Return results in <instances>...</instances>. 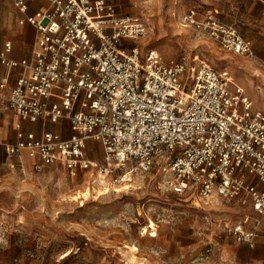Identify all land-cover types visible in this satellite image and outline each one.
Masks as SVG:
<instances>
[{
    "label": "built area",
    "instance_id": "obj_1",
    "mask_svg": "<svg viewBox=\"0 0 264 264\" xmlns=\"http://www.w3.org/2000/svg\"><path fill=\"white\" fill-rule=\"evenodd\" d=\"M27 1L16 0L15 8L20 24L36 30L32 56L10 59L11 42L0 52L8 70L0 108L18 117L17 141L5 146L8 158L25 151L40 160L35 171L54 165L73 177L97 171L115 186L157 170L171 191L188 189L202 201H250L264 216V111L228 72L204 63L190 67L186 60L166 62L154 49L142 54L131 43L146 34L147 24L120 16L109 0H47L48 7L34 15ZM200 14L191 9L182 21L227 52L255 57L235 24L211 10L203 19ZM14 68L22 73L4 94ZM61 121L69 122L71 138L55 130ZM25 123L33 128L25 130ZM89 142L101 146L102 162L91 158ZM258 226L245 217L229 233L254 248Z\"/></svg>",
    "mask_w": 264,
    "mask_h": 264
},
{
    "label": "rangeland",
    "instance_id": "obj_2",
    "mask_svg": "<svg viewBox=\"0 0 264 264\" xmlns=\"http://www.w3.org/2000/svg\"><path fill=\"white\" fill-rule=\"evenodd\" d=\"M109 1L120 16L147 24L146 34L131 43L142 54L154 49L166 62L226 71L264 109L256 83L252 97L248 62L254 57L227 52L183 23L185 11L205 8L202 0ZM2 162L0 264H264V245L239 244L229 233L247 210L221 199L202 201L188 189L171 191L157 170L115 186L97 171L73 177L61 165L35 171Z\"/></svg>",
    "mask_w": 264,
    "mask_h": 264
},
{
    "label": "crops",
    "instance_id": "obj_3",
    "mask_svg": "<svg viewBox=\"0 0 264 264\" xmlns=\"http://www.w3.org/2000/svg\"><path fill=\"white\" fill-rule=\"evenodd\" d=\"M16 0L0 1V52L4 50L7 42L12 43V52L10 59L14 61H22L29 59L36 46V30L32 26L26 24L21 25L19 22V14L15 8ZM205 8L193 7L185 11L182 17L191 9H198L201 13L200 19H203L207 11H213L217 18L221 21L235 24L241 35L249 40L254 48L255 57L249 62V69L252 74V84H250L253 95L257 97V92L254 90V83L260 86L262 97H264V0H202ZM28 13L34 15L39 11H43L48 7L47 0H28ZM11 12L10 15L7 12ZM15 12L17 18L13 15ZM22 70L14 68L9 75V85L4 90V94H8L10 89L16 84L20 77ZM8 70L0 61V84L7 76ZM255 106V105H254ZM264 106V103L261 104ZM257 110L264 111L255 106ZM18 122V117L10 110H3L0 108V159L3 160L2 164L7 166L8 169L12 168L11 163H14L18 168L34 170V165L39 163L38 159H31L27 152H22L20 158H8L5 152V146L16 143V129L15 126ZM33 128L28 123L24 124V129L30 131ZM39 134L42 133L43 128L41 124L34 126ZM55 130L61 134L64 139L71 138L73 132L70 128L68 121L59 122ZM88 147L90 150L91 158L94 161H103V151L101 146L95 142H89ZM102 152V157L101 153ZM62 166V165H61ZM249 183L257 186L262 190V184L255 178L245 176ZM239 207L247 210L245 217L250 218V225L259 222L257 237L255 243L264 245V216L257 214L249 201L246 206H242L235 202ZM260 238V239H259ZM235 240V239H234Z\"/></svg>",
    "mask_w": 264,
    "mask_h": 264
},
{
    "label": "bare ground",
    "instance_id": "obj_4",
    "mask_svg": "<svg viewBox=\"0 0 264 264\" xmlns=\"http://www.w3.org/2000/svg\"><path fill=\"white\" fill-rule=\"evenodd\" d=\"M129 187V186H128Z\"/></svg>",
    "mask_w": 264,
    "mask_h": 264
}]
</instances>
